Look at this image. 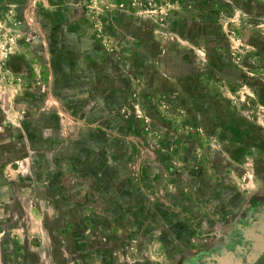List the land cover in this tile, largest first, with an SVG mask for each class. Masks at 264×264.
<instances>
[{"label":"rangeland","instance_id":"rangeland-1","mask_svg":"<svg viewBox=\"0 0 264 264\" xmlns=\"http://www.w3.org/2000/svg\"><path fill=\"white\" fill-rule=\"evenodd\" d=\"M264 195V0H0V264H178Z\"/></svg>","mask_w":264,"mask_h":264},{"label":"flooded vegetation","instance_id":"flooded-vegetation-1","mask_svg":"<svg viewBox=\"0 0 264 264\" xmlns=\"http://www.w3.org/2000/svg\"><path fill=\"white\" fill-rule=\"evenodd\" d=\"M178 264H264V195L249 198L201 250Z\"/></svg>","mask_w":264,"mask_h":264}]
</instances>
